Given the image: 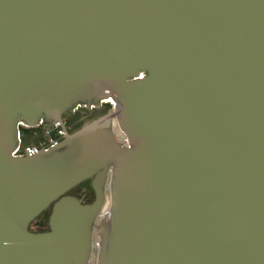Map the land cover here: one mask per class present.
<instances>
[{
  "label": "water",
  "instance_id": "obj_1",
  "mask_svg": "<svg viewBox=\"0 0 264 264\" xmlns=\"http://www.w3.org/2000/svg\"><path fill=\"white\" fill-rule=\"evenodd\" d=\"M0 264H264V0H0Z\"/></svg>",
  "mask_w": 264,
  "mask_h": 264
},
{
  "label": "flooded vegetation",
  "instance_id": "obj_2",
  "mask_svg": "<svg viewBox=\"0 0 264 264\" xmlns=\"http://www.w3.org/2000/svg\"><path fill=\"white\" fill-rule=\"evenodd\" d=\"M109 110V105L105 102L97 103H82L74 109L66 113L63 117L65 127L69 133H74L80 130L86 124L106 115ZM20 145L18 149L19 155H24L27 147L37 146L35 141H39L37 149L47 148L53 143L60 142L63 136L58 135L55 124L42 121L37 127H26L20 125ZM65 134V131H64ZM32 144H28V143ZM28 144V145H27ZM92 181L88 180L76 188L70 194L84 198V203H91L95 199V194L91 186ZM50 211V210H49ZM41 217V216H40ZM39 217V218H40ZM39 218L33 223L35 225V232H42L48 230V220L40 221ZM32 225V226H33Z\"/></svg>",
  "mask_w": 264,
  "mask_h": 264
},
{
  "label": "rangeland",
  "instance_id": "obj_3",
  "mask_svg": "<svg viewBox=\"0 0 264 264\" xmlns=\"http://www.w3.org/2000/svg\"><path fill=\"white\" fill-rule=\"evenodd\" d=\"M39 141H40V140L35 141V143H36L37 146H38V144H39ZM28 144L30 145V144H32V143L30 142V143H28ZM28 144H27V145H28ZM37 146H31V147H29V148L27 147V149H32V150H33V149H37ZM37 150H38V149H37ZM49 214H50V211H47L45 214H43V215L39 218V220H40V221H43V220H44V221H47V220H48V217H49ZM35 228H36L35 225H33V226H32V230H35Z\"/></svg>",
  "mask_w": 264,
  "mask_h": 264
},
{
  "label": "built area",
  "instance_id": "obj_4",
  "mask_svg": "<svg viewBox=\"0 0 264 264\" xmlns=\"http://www.w3.org/2000/svg\"><path fill=\"white\" fill-rule=\"evenodd\" d=\"M55 126H56V131H57L58 135L63 136L64 135V131L60 127V125L59 124H55ZM56 143H58V142H56ZM53 144H55V143H53ZM25 151H28V152L32 153V152H34V151L36 152L38 150L37 149H34V151H33L32 149H26Z\"/></svg>",
  "mask_w": 264,
  "mask_h": 264
},
{
  "label": "trees",
  "instance_id": "obj_5",
  "mask_svg": "<svg viewBox=\"0 0 264 264\" xmlns=\"http://www.w3.org/2000/svg\"><path fill=\"white\" fill-rule=\"evenodd\" d=\"M45 213H46V212H45ZM45 213H44V214H45Z\"/></svg>",
  "mask_w": 264,
  "mask_h": 264
}]
</instances>
